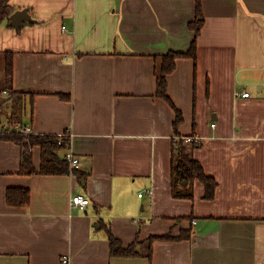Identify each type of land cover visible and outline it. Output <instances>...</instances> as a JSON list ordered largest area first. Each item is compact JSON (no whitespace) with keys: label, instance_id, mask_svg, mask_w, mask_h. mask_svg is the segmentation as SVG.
<instances>
[{"label":"crops","instance_id":"1","mask_svg":"<svg viewBox=\"0 0 264 264\" xmlns=\"http://www.w3.org/2000/svg\"><path fill=\"white\" fill-rule=\"evenodd\" d=\"M200 4L196 61L177 60L167 77L182 115L174 127L155 56L188 51L196 0H10L36 21L0 25L22 128L70 135L80 168L20 174V146L0 138V264H264V0ZM187 136L200 139L185 144L217 182L212 200L199 181L179 187L191 199L172 195L174 146ZM32 154L38 170L39 148ZM8 188L28 189V205L9 206ZM76 195L89 204L71 205ZM107 229L123 247L192 236L155 240L150 259L112 257Z\"/></svg>","mask_w":264,"mask_h":264},{"label":"trees","instance_id":"2","mask_svg":"<svg viewBox=\"0 0 264 264\" xmlns=\"http://www.w3.org/2000/svg\"><path fill=\"white\" fill-rule=\"evenodd\" d=\"M13 13V8L10 5V0H0V25L6 23L9 25L10 15ZM204 23V17L201 11L200 0H196L195 18L188 24L190 32L193 34L190 48L187 52L180 53L169 51L165 55L155 56L158 59L159 66L157 68V91L156 95L166 101L175 112L174 127L182 122L181 113L174 108L167 93V77L170 75L175 67L176 61L182 58L191 59L194 63L196 61V39ZM10 26V25H9ZM3 68L5 86L2 92L9 93L7 102H11V111L8 114L6 124H1L0 121V138L4 141L13 142L21 148L20 170L19 173L23 175H67L69 173H77L76 170H70L68 162L60 155L59 152L65 151L69 140L63 138V142L59 145L57 136L50 135H32L25 132L22 128L21 112L16 106H19L21 96L19 92L11 89L12 77V54L3 53ZM67 98V96H62ZM5 103L0 102V109ZM21 110V109H20ZM189 137V136H187ZM185 137H181L174 146V156L171 164V190L172 195L176 198L191 199L192 195L190 188L184 192L179 190V187L185 183V187L199 181L204 187V200H212L215 196L217 182L211 176H208L202 165L195 160L188 145L183 141ZM193 147V146H192ZM39 148L40 150V165L38 170L33 164L32 150ZM193 149V148H191ZM81 180L82 177L79 176ZM6 203L12 207L27 206L30 200V193L25 188H8L5 193ZM182 219L186 217H181ZM179 218V219H181ZM192 236L190 229L182 230L176 237L171 233L162 236H150L145 240H139L138 236L134 242L123 247L121 242L116 239L110 230L107 229V237L109 242V252L112 257H137L145 256L150 259L152 254V243L155 240H189Z\"/></svg>","mask_w":264,"mask_h":264},{"label":"built area","instance_id":"3","mask_svg":"<svg viewBox=\"0 0 264 264\" xmlns=\"http://www.w3.org/2000/svg\"><path fill=\"white\" fill-rule=\"evenodd\" d=\"M234 95L236 97L238 96H242L247 98L249 96L248 93H239L236 92L234 93ZM26 133H29V129L25 130ZM70 135H61L58 137L59 142L58 144L60 145L61 142H63V138H67L69 140V143L67 144V147L65 149V153H64V159L68 162L69 167L71 170H78L80 168V164H79V160L77 159V157L74 155L71 146H70ZM185 143L188 144H199L200 143V139L198 137H185L183 140ZM148 194L150 195L151 192H148ZM138 197H142V194L140 193L138 195ZM89 204V201L84 198L81 195H76L74 197H72L71 199V205L73 206H78L80 208H85L87 205ZM59 264H70V258L69 256H62L60 263Z\"/></svg>","mask_w":264,"mask_h":264},{"label":"rangeland","instance_id":"4","mask_svg":"<svg viewBox=\"0 0 264 264\" xmlns=\"http://www.w3.org/2000/svg\"><path fill=\"white\" fill-rule=\"evenodd\" d=\"M4 86H5V81H4V68H3V54H1L0 55V102L4 101V103H5L3 106H1V109H0V121H1V124H6V122L8 120V113H9L8 110L11 108V105L6 100L9 97V95L7 93H3L2 92V89L4 88ZM16 107L20 111V109H21V100L19 102V106H16ZM22 121L24 122V120H22V118H21V122ZM177 222L179 223V222H181V220H178Z\"/></svg>","mask_w":264,"mask_h":264},{"label":"water","instance_id":"5","mask_svg":"<svg viewBox=\"0 0 264 264\" xmlns=\"http://www.w3.org/2000/svg\"><path fill=\"white\" fill-rule=\"evenodd\" d=\"M35 20L32 19L27 9L17 10L10 15L9 25L15 29L22 27L24 23H34Z\"/></svg>","mask_w":264,"mask_h":264}]
</instances>
